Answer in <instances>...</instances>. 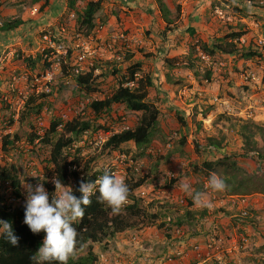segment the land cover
Here are the masks:
<instances>
[{"label":"rangeland","instance_id":"1","mask_svg":"<svg viewBox=\"0 0 264 264\" xmlns=\"http://www.w3.org/2000/svg\"><path fill=\"white\" fill-rule=\"evenodd\" d=\"M89 1L96 0H49L45 7H41L43 1L34 4L32 0H0V27L4 20L19 17L23 21L13 32L5 33L0 29V167L16 165L21 160L20 154H26L18 169L23 195L28 197L29 179L43 173V164L36 158V163L34 159V163L27 162L31 150H28L31 145L27 137L36 128L44 135L49 123L57 118L62 121L63 115L69 120H90L95 125L108 127V132L88 137L86 143L79 142L81 166L93 158L89 163L93 169L115 167L116 175L125 179L133 176L128 173L124 158L134 157L135 167L131 168L141 177H147L157 158L165 156L179 139L178 135L184 133L187 143L183 154L175 153L168 161H161L159 175L135 191L141 199V208L148 216L158 215V219L143 224L145 227L139 231L132 228L119 234L106 250L109 255L104 254L100 261L138 264V259L145 255L158 261L180 250L182 254L175 256L171 264H264V200L250 196L252 198L244 204L252 209L251 215L255 212L260 217L256 226H248L238 218L240 208L230 209L226 197L218 196L206 178L202 179L201 201L194 202L197 177L191 168L194 162L221 156H234L246 172H253L257 166L253 153L242 156L243 141L238 131L243 124L264 129V60L237 61L222 56L212 59L202 55L199 47L230 29L240 28L248 33L241 43L262 46L264 9L259 7L263 6V1L256 7L248 0H164L173 16L179 7L176 24L165 40L161 37L165 24L154 0H103L95 19L96 28L91 35H86L84 29L78 27L76 15ZM70 2L74 3V10L69 8ZM235 5L248 8L241 12ZM189 30H193V34ZM48 47L54 49L50 56L53 65L44 72H53V80L49 84L50 95L43 99L39 97L41 93L31 92L33 78L42 72L37 74L25 59L36 58ZM192 47L195 48L192 58H199L196 61L201 72L199 80L184 66ZM68 49L84 56L82 62L78 60L82 71H88L95 64L100 66L95 71L97 90L89 96L77 95L72 80L58 65L65 60ZM129 55L132 57L127 60ZM165 59H176L174 67L168 68ZM136 62L141 63L138 77L144 80L150 77L153 81L148 98L159 111L158 132L139 159H136L138 150L133 144L122 146L126 157L118 153L108 156L102 147L104 140L112 133L132 128L140 114L129 112L124 106H114L110 116L102 114L97 118L86 106L109 96L117 86L115 79L104 77L106 71L114 67L122 75L126 67ZM206 70L211 71L208 82L202 78ZM15 87L17 92L13 93L11 89ZM18 91L27 98L36 95L35 103L44 102L37 116L25 118V106L15 116V104L23 99ZM4 97L10 99L13 109L4 102ZM179 118L186 123V128L181 127ZM5 135L19 138L7 152L2 150L1 144ZM209 138L220 142L222 153L208 144ZM173 178L176 183L167 188L166 182ZM184 183L190 185V192L181 188ZM186 207L196 213L206 210V215L201 219L196 215L194 223L187 219L181 227L182 235L174 234V227L169 236L165 234L161 223L168 218L174 223L184 217ZM208 243L215 245L208 249ZM193 246H197V250L193 251ZM102 248L103 245L95 244L93 251L99 254ZM77 255H86V250Z\"/></svg>","mask_w":264,"mask_h":264},{"label":"trees","instance_id":"2","mask_svg":"<svg viewBox=\"0 0 264 264\" xmlns=\"http://www.w3.org/2000/svg\"><path fill=\"white\" fill-rule=\"evenodd\" d=\"M41 1H43L41 7L47 6L49 2V0H32V3L36 4ZM154 1L161 19L165 24L161 31V37L165 40L166 35L172 32L176 24V20L179 16V7H176V13L173 16V13L164 0ZM248 1L256 4V7H258L260 1H263V6L259 8L264 9V0ZM102 2L103 0L89 1L76 15V23L79 28L84 29L86 35H91L96 28L95 19L98 12L101 10ZM73 6L74 3L70 2L69 8L74 10ZM234 8L244 12L248 7L243 6L239 8L235 5ZM22 24L23 21L19 17L11 20L8 19L2 22L0 29L5 33L13 32ZM230 30L221 37L212 39L209 43L200 44V53L212 59H214L215 56H222L223 58H232L237 61L240 59L244 61L255 59L264 60V44L258 47L241 43V40L246 38L248 33L241 28L238 30ZM189 31L193 34V30ZM193 49L195 48L192 47L190 49V54L184 66L193 73L197 80H199L201 72L196 65V61H199V58H192V55L195 53ZM53 50L54 49L48 47L37 55L36 58L28 57L25 61L33 70H37V74L43 73L53 65V60L50 59V56L54 54ZM74 52L75 51L72 49L65 51L66 58L64 61H61L59 65L62 68L61 71L72 80L74 87L77 88L76 94L86 97L97 90L95 71L100 66L95 64L92 65L88 71H82L78 65V59L81 53L77 55ZM131 57L132 55L127 56V60L131 59ZM175 60L176 59H165L164 61L168 65V68H172L174 67ZM77 70L78 73H76ZM140 71V62L133 63L126 67V71L122 75L119 69L114 67L110 68L108 72L106 71L104 73V77H110L116 80L117 86L114 91L104 99L93 100L86 106L97 118L101 117L102 114L110 116L114 106H124L129 112L140 114L132 128L112 133L104 140L102 147L103 150H105V154L108 156L118 153L120 156L126 157L122 152V146L133 144L136 150H138L136 159H139L145 155L146 149L152 144L154 137L157 135L159 111L148 98L149 88L153 86V81L150 77L145 80L142 77L136 79L135 75ZM210 76V70H206L204 74H202V78L207 82L210 81ZM131 81L135 83L134 87L125 86ZM49 95V93H41L39 97L45 99ZM35 96H30L26 101L25 113L23 115L25 118L27 115L37 116L44 105V102L35 103L37 98ZM179 120L181 127L183 129L186 128V123H184L181 118H179ZM59 125L62 126L60 131L58 130ZM99 132H108V127L104 125L101 126L100 124L95 125L90 120L73 118L63 122L60 118H57L49 123V127L45 130L41 138L37 137L33 132L30 133L27 137L31 145L28 149H31L28 153L30 160L27 162H33V159L36 158L43 164V173L30 178V186L34 189V187L43 184L45 190L49 193L51 201V196L55 192L52 181L55 178L60 179L65 185L71 186L76 195H79L76 190L79 188L81 182H94L103 175L110 174L111 171L115 170V167L108 166L105 169H93V166L89 164L94 161L93 158L85 161L84 165L81 166L82 149L78 147L79 142L84 140L86 143L88 137L91 138ZM238 134L243 141L244 153L242 156L247 157L251 153L255 155L254 158L257 163L255 170L253 172H246L239 165L234 156H221L202 163L194 162L191 164V168L197 177V182L194 185L193 195L197 192L203 193L204 184L202 179H208L211 173H216L227 185L225 190L216 191L218 196L246 198H252L250 196H260L264 198V165H261L264 164V129L256 127L255 125L243 124ZM178 137L179 139L173 142V147L167 154L157 158V161L150 168L147 177H141L131 168L132 165L134 166V157L128 155V159L124 158L128 173H131L133 176L128 179L124 178L129 188V194L126 200L128 204L121 207L118 214H113L111 207L106 202L99 199V192H95L90 198L91 204L85 208L84 216L73 224V227L76 228L78 233L77 244L67 264H96L98 261V253L93 251V246L95 244L103 245L102 250L106 251L119 234L125 233L132 228L139 231L145 227L142 226L143 224H148L149 221L153 223L158 219V215L152 214L148 216L146 211L141 208V199L138 198L135 191L159 175L158 166L161 161H168L175 153L179 155L183 154V148L187 143V135L182 133L180 136L178 135ZM18 141L19 138L16 135L3 136L1 141L2 150L7 152L8 149ZM207 142L216 151L222 153L223 149L220 142L216 141L214 138H209ZM20 155L21 160L19 163H16V165L9 164L0 167V220L10 222L13 231L19 237V244L17 247H14L8 243L3 236H0V264H34L32 257L42 244L44 235L42 232L40 234H33L24 223L26 201L28 197H24L22 192L23 181L19 177L20 172L18 164L22 165V161H24L23 156L26 154ZM175 183V178L170 179L166 182V187L172 188ZM6 190H10L9 192L16 199L21 201L12 211H10L9 207L6 205V198L3 195L6 193ZM187 204L189 207H192L191 202ZM189 207H186L185 216L179 217L173 223V226L181 228L186 224L187 219H190L191 222L194 223L196 222V215H198V219L205 217L206 210L196 213L189 210ZM247 210H249V214H251L252 209L247 207ZM255 215L257 214L254 212L252 216ZM239 220L248 226H256L259 223L252 217ZM161 224L162 228H165L164 223ZM165 229V234L169 236L172 228L167 227ZM82 250H86V255L78 256L77 253ZM103 251H101V253L109 255L107 251ZM52 264H57V262L53 261Z\"/></svg>","mask_w":264,"mask_h":264},{"label":"clouds","instance_id":"3","mask_svg":"<svg viewBox=\"0 0 264 264\" xmlns=\"http://www.w3.org/2000/svg\"><path fill=\"white\" fill-rule=\"evenodd\" d=\"M52 182L55 192L51 196V201L43 184L36 186L34 190L29 187L24 223L33 234L41 232L44 234L42 244L32 257L34 264H52L53 261L57 264H67L77 244L78 233L73 224L84 216L85 208L91 204L90 198L95 192H99V199L111 207L113 214H118L121 207L126 205L124 203L129 194L124 179L114 174H105L94 182H81L76 190L79 195H76L71 186L65 185L58 178ZM208 185L214 191H223L227 187L225 181L216 173L210 174ZM181 188L186 192L191 191L187 183L182 184ZM202 195L199 192L195 193L194 202L200 203ZM238 218L244 219L240 215ZM165 221L162 222L164 225ZM172 223L171 221L169 225L171 226ZM179 229L182 231V228ZM0 236L14 247L19 244V237L13 231L10 222L0 220ZM104 254L99 252L96 264H104L100 261Z\"/></svg>","mask_w":264,"mask_h":264},{"label":"built area","instance_id":"4","mask_svg":"<svg viewBox=\"0 0 264 264\" xmlns=\"http://www.w3.org/2000/svg\"><path fill=\"white\" fill-rule=\"evenodd\" d=\"M73 1V0H71ZM59 49L62 50V47H59ZM84 59V56L81 55V57H79V61L82 62V60ZM60 63L58 62V65ZM52 67V66H51ZM52 69V68H51ZM54 69H56V67H54ZM76 73H78V70L76 71ZM135 78L136 79H139L140 77H138V75H135ZM53 80V72L51 71H46L44 73H42L41 75H37L33 78V81H32V85H31V92H36V93H49L50 92V89H49V84L51 83V81ZM125 86L127 87H134L135 86V83L134 82H128ZM11 91L13 93H16L17 90H16V87L15 88H12ZM23 95V93H20L18 91V95ZM4 102L10 107V109H13V103L10 101V99H8V97H4L3 98ZM28 100V98L25 96V94L23 95V99H20L18 102H16L15 104V112H16V115L15 116H18V112L20 111V109H22L25 104H26V101ZM69 119L63 115L62 116V121L63 122H66L68 121ZM40 122V119H38V124ZM62 129V126L59 125L58 127V130L60 131ZM124 129H129L128 127L124 128ZM35 135L39 138H41L43 135H42V130L40 131L39 128H36L34 131ZM16 144V143H15ZM30 169L32 167V163L29 165ZM110 174H114L116 175V171L113 170L111 171ZM124 179V178H123ZM10 190H6V193L3 194L4 197L6 198V205L9 207V210L12 211L15 209V207H17L19 204H20V200L16 199L10 192ZM225 199H227V203L226 205H228V207H230V209H234V208H240L239 209V215L241 218H246V217H252L255 221H258L260 220V217L255 215V216H252L251 214H249V212L247 211V206L245 207L244 204H246V201L248 200V198L246 197H236V196H229V197H226ZM262 200H264V198L262 197ZM182 202V201H181ZM222 202V201H221ZM124 204H128V202L126 201ZM168 220V222H167ZM170 219H166L165 223V227H168L169 223H170ZM174 234H176L177 236L179 235H182V231L181 229L179 228H174V230L172 231ZM134 239V238H133ZM215 244L214 243H208L207 245V248L208 249H211L213 248ZM197 246H193L192 247V250H197ZM182 254V251L180 250H176L174 254H171V255H168V256H165L163 257L162 259L158 260V261H154V260H151L149 259L146 255L143 256L142 258L138 259V264H161V263H164V264H171L172 261H173V258L176 256H180ZM101 259H103V256H101ZM104 263V262H102Z\"/></svg>","mask_w":264,"mask_h":264},{"label":"crops","instance_id":"5","mask_svg":"<svg viewBox=\"0 0 264 264\" xmlns=\"http://www.w3.org/2000/svg\"><path fill=\"white\" fill-rule=\"evenodd\" d=\"M249 200V199H248ZM234 216V215H233Z\"/></svg>","mask_w":264,"mask_h":264}]
</instances>
